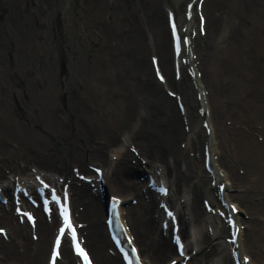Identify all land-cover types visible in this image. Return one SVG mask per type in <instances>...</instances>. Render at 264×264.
<instances>
[{
	"label": "bare ground",
	"instance_id": "obj_1",
	"mask_svg": "<svg viewBox=\"0 0 264 264\" xmlns=\"http://www.w3.org/2000/svg\"><path fill=\"white\" fill-rule=\"evenodd\" d=\"M204 1H195L205 15L200 36L191 34L196 7L190 18V0L180 7L178 25L192 38L183 43L178 65L161 0H143L145 8L107 25L97 20L105 15V0H93L92 27L104 37L103 48L65 81L55 78L53 64L35 61L31 50L26 58L28 46L18 51L17 63L31 67L29 109L38 113L23 125L4 118L0 103V195H11L17 184L36 190L37 175L67 185L76 225L96 264H125L105 223L112 195L122 201L119 210L144 264H235L233 247L251 256L248 264H264V0ZM132 6L119 0L116 9ZM148 32H154L151 40ZM61 106L69 112L56 113ZM94 165L102 166V177ZM146 176L170 192L150 189L149 180H141ZM219 183L225 184L226 203ZM163 204L177 214L183 257L172 240L175 221ZM23 206L36 215L33 226L0 202L7 236L0 235V264H45L52 247L58 216L42 217L27 199ZM230 212L240 227L236 243L228 241ZM62 245L57 264H77L78 257Z\"/></svg>",
	"mask_w": 264,
	"mask_h": 264
},
{
	"label": "rangeland",
	"instance_id": "obj_2",
	"mask_svg": "<svg viewBox=\"0 0 264 264\" xmlns=\"http://www.w3.org/2000/svg\"><path fill=\"white\" fill-rule=\"evenodd\" d=\"M128 1L133 3L132 9L118 12L120 9H116V7L119 0H105L101 8L105 15L97 20L106 25L109 22L111 24L121 23L123 16L133 14L136 10L138 11V8L139 10L145 8L143 0L142 2L141 0ZM184 1L186 0H161L160 7L165 12L167 6H172L176 10L175 14L180 17V7L183 6ZM207 1L205 0L204 4ZM246 2L249 5L250 1L246 0ZM92 4L93 0H0V103L3 104L2 115L4 118L6 116L8 119L13 118L24 125L25 121L32 116H37L38 113L35 109H29V105L33 101L30 99L31 91H28L29 68L31 67L29 64L21 66L20 63H17L19 49L25 45L28 46L23 52L26 58H29L30 54L27 51L31 50L35 55V61L46 65L47 63L53 64L55 78L65 81L73 71L79 70L77 66L84 68L90 64L95 51L98 54V50L103 48L104 37L100 36L95 26L94 29L92 27V24L95 23L94 18L91 17L93 14ZM107 13H109L108 18ZM201 17L205 18V15H195V26ZM228 22L230 21L228 20ZM231 27L230 23L223 28L224 33L229 32ZM204 30L202 31L204 32ZM203 32L202 34L198 33L197 26V34L203 35ZM153 33H147L149 40L152 39ZM145 56H147V49ZM147 64L150 66L148 56ZM25 69H28L26 70L28 74L23 72ZM62 99L65 102L64 97ZM56 101L59 103L61 100L57 99ZM64 106L57 109L56 113H68L69 110L66 112L67 109Z\"/></svg>",
	"mask_w": 264,
	"mask_h": 264
},
{
	"label": "snow or ice",
	"instance_id": "obj_3",
	"mask_svg": "<svg viewBox=\"0 0 264 264\" xmlns=\"http://www.w3.org/2000/svg\"><path fill=\"white\" fill-rule=\"evenodd\" d=\"M201 19H203V17H201ZM173 28H175V25H173ZM202 30H203V29H202ZM161 78H163V77H161ZM161 191H162V192H167V189L162 187V188H161ZM52 199H53L54 201H59V200H60V197L57 196V195L55 194V192H53V193H52ZM114 199H116V198H114ZM45 204L47 205V204H48V201H45ZM62 207L65 209L64 212H63L64 219H65V224L60 228V233H61V234L64 233V231H65V227L68 228V229H70L71 232H72V236H73V244H74V246H75V250H76V252L79 253L80 256L83 257L84 264H91V261H90V259H89V257H88L87 252L85 251V249H84L83 247H81L80 243L76 240L75 229H74V226L72 225L71 219H70V217H69V215H68L66 205H62ZM233 207H234V206H233ZM27 215L29 216L30 219H34V218L31 217V214H30V213H28ZM168 215H169V216H172L173 213L169 212ZM5 232H6V230H5L4 228H0V233H5ZM177 242L179 243V237H177ZM59 244H60V238H59V236H58V237H57V240H56V250H55L54 253H53V264H54V262H55V257L59 255V251H58ZM181 247H183V246L181 245ZM135 251H136V249L133 248V252H135ZM126 258L129 259V264H132V260H131V258L127 257V254H126ZM244 259L247 260V259H249V258H248V257H244ZM135 260H136V264H140V257H139L138 255L135 257ZM172 264H175V261H173Z\"/></svg>",
	"mask_w": 264,
	"mask_h": 264
}]
</instances>
